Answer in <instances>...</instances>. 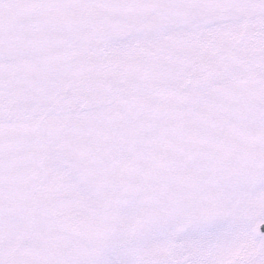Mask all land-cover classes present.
Here are the masks:
<instances>
[{"label": "snow or ice", "instance_id": "snow-or-ice-1", "mask_svg": "<svg viewBox=\"0 0 264 264\" xmlns=\"http://www.w3.org/2000/svg\"><path fill=\"white\" fill-rule=\"evenodd\" d=\"M0 264H264V0H0Z\"/></svg>", "mask_w": 264, "mask_h": 264}]
</instances>
